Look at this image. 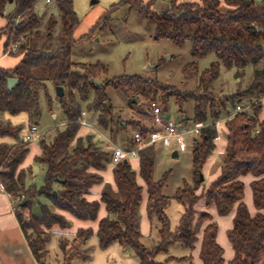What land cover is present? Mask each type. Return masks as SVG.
<instances>
[{
  "label": "trees",
  "instance_id": "1",
  "mask_svg": "<svg viewBox=\"0 0 264 264\" xmlns=\"http://www.w3.org/2000/svg\"><path fill=\"white\" fill-rule=\"evenodd\" d=\"M39 1L0 0V16L6 18V24L0 29V35L6 36L3 53H6L11 38H23L17 51L10 53L20 55L18 63L13 68L0 67V137L14 139L12 143L0 141V183L12 199L16 218L36 263L46 264V244L56 234L51 230L52 226L65 227L68 223V219L59 211L67 212L78 220L96 221L103 205L106 215L98 219L95 231L101 248L118 243L123 248L132 249L139 258L138 264H170L169 261L195 264L187 257H169L164 262H158L154 257L166 252L173 242L194 249L197 233L205 221L211 220L209 212L201 211L196 218L194 210L201 196L198 190L203 182L200 179L202 167L216 146L218 134L214 120L220 110L216 106L211 84L217 78L220 66L236 68V75L240 77L243 69L251 65L253 71L245 89L228 94L226 100L235 110L237 104L248 99L251 101L249 109L252 113H233V117L225 121L227 144L219 174L205 191V202L207 205L214 203L220 216L227 215L236 206L232 226L227 232L234 255L227 264H254L256 256L264 252V118H258L260 101L264 97V1L167 0V7L157 10L155 5L158 0H121L110 6V10H113L118 4H128L153 21L156 39H169L175 45H182L189 40L191 55L195 59L208 54L215 55L216 60L200 73L196 90L183 95L176 89L171 90L139 76L122 75L102 84L94 83L95 78L106 72L102 64L71 61L72 47L78 41L73 34L79 23L72 0H50L57 14L50 13L45 23L44 10L36 6ZM7 3H12L13 9L5 14ZM222 3L227 6L226 9H222ZM40 10L42 13L39 15ZM106 15L107 12L98 21L105 19ZM57 25L59 44L49 49L46 44L56 37ZM196 70L197 63L191 62L184 68V76ZM8 78L16 79L11 88L7 86ZM48 81L63 88L59 102L65 123L56 130L50 141L42 137L38 139L40 153L34 160L42 163L46 172L43 185L36 189L33 185L26 186V174L31 172L28 168L20 167L28 152V142L19 137L21 126L3 120L1 113L27 112L33 117L37 116L39 91L46 89ZM108 86L120 90L131 106L141 98L158 99L164 108L170 95L177 96L178 101L191 98L195 104L194 121L206 122L208 117L213 120L193 140L192 183H184L171 198L162 194L163 182L153 180L154 145L138 150L135 159L138 163L137 172L131 167L130 161H119L112 167L114 184L103 182L100 171L111 161L112 152L110 149H101L92 134L81 136L78 132L81 126L79 119L84 111L81 102L86 101L90 94L92 100L86 109L99 113L97 120L101 128L107 129L115 122L125 128V120L121 121L120 117L115 116L109 104L106 93ZM137 130L146 133L142 126L134 132ZM110 132H113L112 128ZM131 145L134 146L132 141ZM137 175L146 186L147 218H156L158 222V241L151 248H145L140 242L139 205L142 187L137 182ZM245 175L253 176L250 187L252 204L257 210L254 215L250 214L242 200L244 183L240 178ZM94 183H102L99 199L90 198V187ZM39 195H45L52 207L40 204L39 214H34L31 211L32 201ZM170 199L183 207L174 230L170 229L166 215ZM24 208H30L28 220L20 211ZM92 234L90 226L78 227L69 237L59 234L62 264H70L73 259H86L88 248L85 245ZM216 236L217 224L214 221L203 227L199 248L202 264L223 263V248ZM260 264H264V257Z\"/></svg>",
  "mask_w": 264,
  "mask_h": 264
},
{
  "label": "rangeland",
  "instance_id": "2",
  "mask_svg": "<svg viewBox=\"0 0 264 264\" xmlns=\"http://www.w3.org/2000/svg\"><path fill=\"white\" fill-rule=\"evenodd\" d=\"M121 0H72L73 9L78 18V26L74 31L73 37L75 44L71 50V61L73 63H100L106 72L94 79V83L102 84L105 81L114 79L122 75L139 76L143 79H150L156 83L166 86L171 90H178L181 95L185 92L194 91L197 88L198 78L200 73L209 67L216 60L214 54H208L200 59H195L191 55V44L186 40L182 45H175L169 39L155 38V23L137 10L130 7L128 4H118L116 8L110 10V6L114 3H119ZM256 3L264 0H252ZM223 4V3H222ZM167 0H158L155 8L157 10L167 7ZM36 6L44 10L43 23L47 20L50 13L57 14L56 7L53 2L45 4V0L37 2ZM225 6H222L224 9ZM13 9L12 3H7L5 14ZM107 12L106 18L98 21L102 15ZM97 23V24H96ZM6 24L5 16H0V29ZM96 26L93 28V26ZM93 30L91 31V29ZM59 25L56 26V34ZM90 31V33H89ZM88 34V35H87ZM87 35V36H85ZM85 36V37H84ZM6 36L0 35V67L13 68L19 61L20 55L5 54L3 55V46ZM23 41V39H21ZM20 41V42H21ZM59 44L57 36L52 42L46 44V47L53 49ZM191 62L197 63L196 72L189 76H184V68ZM253 68L251 65L243 69V75L237 77L236 68L227 69L220 66L217 78L211 84V91L216 97L217 107L220 114L215 119L217 123V133L219 140H215L216 146L204 166L202 167L203 182L198 190L201 194L200 198L194 206L195 217L197 218L201 211H207L211 214V220L205 221L197 233L198 240L195 243L194 249L188 248L178 242H173L169 245L166 252L158 253L154 259L158 262H164L169 257H187L191 258L195 264H201L199 258V248L201 243V234L203 227L214 221L217 224V239L223 248V263L227 264L228 260L234 255V250L227 238V232L232 226V220L235 215L236 206L225 216H220L216 212L214 203L207 205L205 202L206 189L210 188L211 183L219 174L220 165L224 155V148L227 144V131L225 121L233 117V106L226 100L228 94L242 92L252 75ZM109 104L115 116L125 120V128L123 125L114 123L107 129H103L98 125V112L87 111L86 107L92 100L91 94L89 98L81 102V108L86 112L85 120L87 125L80 126L79 135L85 136L92 134L94 140L99 144L101 149L109 150V145L119 146L121 148H131V138L134 130L139 126L145 127L151 120L150 103L155 102L162 110V117L165 119L171 118L175 122H181L182 128L193 127L194 121V100L185 98L178 101L177 96L170 95L167 98V105L164 108L158 99L148 100L141 98L135 105L129 104L124 94L112 87L106 88ZM39 112L37 116H31L27 112L10 114L2 112L1 118L7 120L13 125H20L21 129L19 137L25 140V134L29 130L30 124L37 126L36 139L28 142V152L23 158L20 167L29 169L30 174H26V186L33 185L39 189L44 183L46 168L42 163L34 160L35 156L40 153L39 137L46 141H50L55 135L57 129H61L65 123V115L60 106L59 96L56 93V85L52 82H46V89L42 88L39 91ZM242 104L250 105V100H245ZM224 105V106H223ZM250 107V106H249ZM248 113H252L251 109H246ZM258 118H264V97L260 101V111ZM214 120V121H215ZM213 122L209 117L206 122ZM124 123V122H123ZM122 123V124H123ZM130 123V125H127ZM112 128L113 132H110ZM124 128V129H123ZM198 138V137H197ZM0 141L12 143L13 138L5 136L0 137ZM26 141V140H25ZM193 136L185 135L184 146L180 149L178 146L172 145L169 147L163 146L160 143L154 145L155 160L153 167V180L163 182L161 192L163 195L171 198L176 190L184 183L191 184L193 181L192 171V151H193ZM177 148L178 156L173 157L170 153L172 148ZM134 171L138 170L136 160L130 161ZM114 163L108 162L100 174L103 177V182L114 184L112 167ZM253 176L245 175L240 179L244 183V195L242 200L250 207L253 213L255 207L251 201L250 180ZM137 182L142 187L141 201L139 205V221H140V242L145 248H151L158 241V222L156 218L149 220L146 214L147 192L143 180L137 175ZM102 183H94L90 187L91 193L97 196ZM57 188V185H55ZM46 204L49 207L51 203L45 195H39L32 201L31 211L34 214H39V205ZM54 209V208H53ZM30 208H24V218L29 219ZM183 207L174 199H170V204L166 209V215L170 221V229L174 230L178 225ZM68 219L65 227L53 225L51 230L56 234L50 237L46 244L47 256L46 264H62L63 256L58 244V236L63 233L68 237L80 226L81 223H89L93 229V234L86 242L88 248V257L84 260L73 259L70 264H138L139 258L136 253L129 248H123L118 243H112L106 248H101L98 244L96 231V221L78 220L72 215L64 211H59ZM105 212L101 205L99 213ZM227 226V227H226ZM230 252L232 254H230ZM230 255V256H229ZM264 257V252L258 254L253 260L254 264H260ZM170 264H178L176 261H169ZM183 262L182 264H187Z\"/></svg>",
  "mask_w": 264,
  "mask_h": 264
},
{
  "label": "built area",
  "instance_id": "3",
  "mask_svg": "<svg viewBox=\"0 0 264 264\" xmlns=\"http://www.w3.org/2000/svg\"><path fill=\"white\" fill-rule=\"evenodd\" d=\"M46 2H50V0H46ZM23 39L21 36L17 38L16 40L10 39L5 54L15 53L17 51L18 45ZM249 108V105L243 106L241 104H237L235 107L234 113L246 111V109ZM150 109H151V120L148 125H145L146 133L143 134L142 131L137 130L133 133L131 141L134 143V146L127 149V148H121L119 146H115L110 144L109 149L112 152V159L111 162L114 164L127 160V162L131 160H135L137 158V152L138 150L149 146V145H155L157 143L162 144L163 146L169 147L172 145L178 146L180 149L184 146V138L185 135L190 134L194 138L198 137L200 134V130L205 127L206 124L203 122H195L193 123V127L191 128H182L181 122H175L173 119L168 118L165 119L162 117V111L161 108L155 103H150ZM86 112L82 111L81 116L79 119L80 125H87V122L85 120ZM216 129H217V123L218 121H214ZM36 131L37 126L35 124H31L29 126V130L25 134V140L27 142H31L36 139ZM257 132V130H256ZM219 139V135L217 134L215 140ZM0 190L4 191L3 185L0 183Z\"/></svg>",
  "mask_w": 264,
  "mask_h": 264
},
{
  "label": "crops",
  "instance_id": "4",
  "mask_svg": "<svg viewBox=\"0 0 264 264\" xmlns=\"http://www.w3.org/2000/svg\"><path fill=\"white\" fill-rule=\"evenodd\" d=\"M142 1L147 2L148 0H142ZM181 1L198 2V0H177V2H181ZM223 5L224 4H222V6ZM224 6H225L224 9H226L227 6L226 5ZM3 55H5V53H3ZM170 153L172 154L173 157H177L179 152L177 148L174 147L172 148V150H170ZM248 179L250 180L249 182L252 181V177L249 176ZM99 192L97 193V196L92 193V196L90 198L99 199ZM251 201H252V197H251ZM247 207L251 215H254L257 212V210L255 209L252 213L250 211V207L248 205ZM15 212L16 210L13 207L12 199L10 198V196L5 191L0 190V264H37L24 238V235L16 218ZM105 215H106V211L104 213L103 212L99 213L98 219ZM98 219L96 220V226H95L96 229H97ZM79 225L80 226L78 227H88L90 224L87 222L86 223L83 222ZM230 254L232 253L230 252Z\"/></svg>",
  "mask_w": 264,
  "mask_h": 264
},
{
  "label": "water",
  "instance_id": "5",
  "mask_svg": "<svg viewBox=\"0 0 264 264\" xmlns=\"http://www.w3.org/2000/svg\"><path fill=\"white\" fill-rule=\"evenodd\" d=\"M11 1V0H10ZM42 13V10L39 11V15ZM16 83V79L15 78H8L7 80V86L8 88H11L14 84ZM56 93L58 96H62L63 95V88L62 86H56ZM124 163H127V160H123ZM200 179H203V175L200 176Z\"/></svg>",
  "mask_w": 264,
  "mask_h": 264
}]
</instances>
